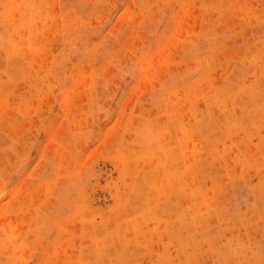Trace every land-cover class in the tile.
<instances>
[{
  "label": "rangeland",
  "instance_id": "374dc122",
  "mask_svg": "<svg viewBox=\"0 0 264 264\" xmlns=\"http://www.w3.org/2000/svg\"><path fill=\"white\" fill-rule=\"evenodd\" d=\"M0 264H264V0H0Z\"/></svg>",
  "mask_w": 264,
  "mask_h": 264
},
{
  "label": "bare ground",
  "instance_id": "6f19581e",
  "mask_svg": "<svg viewBox=\"0 0 264 264\" xmlns=\"http://www.w3.org/2000/svg\"><path fill=\"white\" fill-rule=\"evenodd\" d=\"M247 18V17H246ZM195 90V89H194ZM225 108V107H224ZM226 111V110H225ZM260 117V116H259ZM224 154V153H223ZM243 170V169H242ZM262 172V171H261ZM209 202V201H208ZM199 219V218H198ZM255 225V224H254Z\"/></svg>",
  "mask_w": 264,
  "mask_h": 264
}]
</instances>
